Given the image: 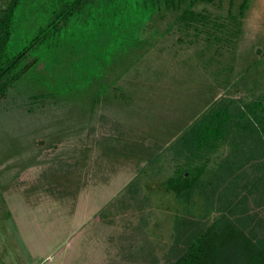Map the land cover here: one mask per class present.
Segmentation results:
<instances>
[{"label": "rangeland", "instance_id": "obj_1", "mask_svg": "<svg viewBox=\"0 0 264 264\" xmlns=\"http://www.w3.org/2000/svg\"><path fill=\"white\" fill-rule=\"evenodd\" d=\"M54 3L19 0L9 36L15 54L46 29L0 97V264H162L184 210L164 190L178 134L223 78L234 97L264 90V0H248L240 39L211 62L154 35L134 5L89 4L53 34Z\"/></svg>", "mask_w": 264, "mask_h": 264}, {"label": "trees", "instance_id": "obj_2", "mask_svg": "<svg viewBox=\"0 0 264 264\" xmlns=\"http://www.w3.org/2000/svg\"><path fill=\"white\" fill-rule=\"evenodd\" d=\"M54 1L53 17L46 25L53 34L60 22L89 4L96 3L110 15L120 6L134 5L149 14L151 24H159L154 35L198 49L200 62L206 53L209 62L213 56L221 58L225 46L240 39L248 2L240 0L234 7L228 0L224 7L223 0ZM18 4L19 0H8L0 9V97L9 82L38 61L26 55L34 40L46 37L45 29V35L10 54L8 41ZM234 84L220 80L223 94L216 93L177 136L176 157L182 163L166 178L164 190L184 210L171 220L162 264H264V90L252 87L247 95L234 97L231 92L240 90ZM221 147L225 152L218 154ZM194 195L201 201L200 215L188 208ZM211 212L216 214L209 219Z\"/></svg>", "mask_w": 264, "mask_h": 264}]
</instances>
